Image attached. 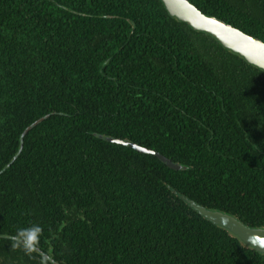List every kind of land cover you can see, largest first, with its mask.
Instances as JSON below:
<instances>
[{"label":"trees","instance_id":"obj_1","mask_svg":"<svg viewBox=\"0 0 264 264\" xmlns=\"http://www.w3.org/2000/svg\"><path fill=\"white\" fill-rule=\"evenodd\" d=\"M189 1L264 42V0ZM177 193L264 228V72L160 0H0V264L33 224L57 264H264Z\"/></svg>","mask_w":264,"mask_h":264},{"label":"water","instance_id":"obj_2","mask_svg":"<svg viewBox=\"0 0 264 264\" xmlns=\"http://www.w3.org/2000/svg\"><path fill=\"white\" fill-rule=\"evenodd\" d=\"M169 16L185 23L191 29L209 34L222 47L241 56L248 64H251L264 72V42L259 38L249 35L233 25L200 11L189 0H160ZM48 115L45 114L27 125L21 132L22 137L37 123ZM102 137L101 135H99ZM106 140L123 146H128L138 152L151 154L157 157L167 167L174 170L186 169L182 163L173 162L163 154L154 149L144 147L135 142L115 137H104ZM21 148V145H20ZM19 148V149H20ZM175 192V191H174ZM189 207L211 223L227 229L245 245L254 248L257 252L264 254V228H253L244 225L231 214L203 207L193 200L179 193Z\"/></svg>","mask_w":264,"mask_h":264},{"label":"clouds","instance_id":"obj_3","mask_svg":"<svg viewBox=\"0 0 264 264\" xmlns=\"http://www.w3.org/2000/svg\"><path fill=\"white\" fill-rule=\"evenodd\" d=\"M43 228L40 224H33L27 228H20L15 235H5L4 239L11 241V248L22 249L30 257L33 254L39 256V264H57L56 259L50 252L40 247Z\"/></svg>","mask_w":264,"mask_h":264}]
</instances>
